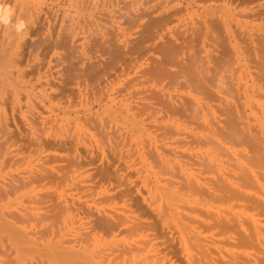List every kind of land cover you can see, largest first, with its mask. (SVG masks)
I'll return each instance as SVG.
<instances>
[{
    "label": "bare ground",
    "instance_id": "bare-ground-1",
    "mask_svg": "<svg viewBox=\"0 0 264 264\" xmlns=\"http://www.w3.org/2000/svg\"><path fill=\"white\" fill-rule=\"evenodd\" d=\"M87 1L89 2L92 0H80V2H87ZM104 1H106V2L109 1L107 3H109V7H110V11H111L112 7L113 6L116 7L117 5H119L117 3H120L121 0L120 1L119 0H104ZM149 1H151V0H149ZM173 1H175V0H173ZM189 1H188L187 5H189V3H190ZM204 1H206V0H204ZM229 1H232V2L241 1L240 2L241 4H242V2H244L243 4H247V3L250 4L251 3L252 5H254L252 3V1H255V0H229ZM36 2L38 3V0H0V65L9 64V63L10 64L13 63L14 65L16 63V65H17L19 62H22L24 59L28 58L30 53H32V54H33V52L35 53L34 49L36 48V44L38 47L39 45H41V43H43L42 40L45 41V39H43V38H41L42 40L39 39V40H41V42L38 45L37 35L39 32H41V31H38V28L42 24L40 22L42 20L40 18L42 12L39 13L37 11ZM78 2H79V0H78ZM162 2H163V0H162ZM255 2H257V1H255ZM166 3H167V1L164 3V5H166ZM196 3H197V1H196ZM121 4H124V3L121 1ZM76 5H77V3H76ZM158 6L159 5H157L156 7H158ZM80 7H82V6H80ZM256 7H259V6L257 5V6H255V8ZM263 7H264V5L260 8V10H262ZM116 8H113V9H116ZM169 8H171V6ZM169 8H167V10ZM163 9H165V8L163 7ZM171 9L175 10L173 8H171ZM206 9H208V8H206ZM256 9L255 10L253 9V10L257 11L259 8L257 10ZM147 10H149V9H147ZM147 10H145L144 12L149 13ZM161 10H162L161 7H158L155 10L158 13V14H156L157 16L154 15V18L149 17V20L146 22V28H144V30L148 29V31L151 32V30H149V29L150 28L152 29V25H155L154 27L159 30V28H160L159 26L162 25V22L165 20H168L167 18H169V16H171L173 14L171 12L172 11L171 10L170 11L171 13H169L171 15L168 14V16H167L165 13L166 10H163L162 15L160 16V14L162 12ZM253 10H251V11H253ZM45 11H46L45 14H47V12L50 14V11H48V9H45ZM208 12H210V11H208ZM258 12H259V10H258ZM258 12H256V14ZM147 13H144L143 15H145ZM177 13H178V11H177ZM211 13H209V14H211ZM252 13L254 15V12H252ZM252 13H250L251 16H252ZM260 13H261V11H260ZM49 14H47V15H49ZM261 14L263 15L264 13H261ZM141 16L139 14V19H141ZM147 16H149V15H146L145 18ZM166 16H167V18H166ZM209 16L212 17V15H209ZM244 16H246V15H244ZM126 17H129V16H126ZM247 17H249V16H247ZM127 19H129V18H127ZM52 20H54V19L52 18ZM209 21H211V20L209 19ZM206 22H208V21H206ZM219 22L214 21V20H212L211 23L209 22L210 23L209 24L210 30L214 31L213 33H215L217 35V36H214V35L210 34V36H211L210 41L213 43V47L216 45L222 47V49H221L222 51L221 50L220 51L223 53H221V54L222 55L224 54V57H227L225 60V63H227L229 61L228 64H230V62L233 61V60L230 61V51L231 50H229V48L227 47V45L230 42L228 40H226L227 38L224 37L225 41H227L228 44L227 43L225 44V42L223 43L224 39L222 38V36H224V35L222 34V36H221V34H219L223 31V29L221 27L223 24L222 23L223 21L222 22L219 21ZM45 23H46V21H45ZM144 24H145V22L143 23V25ZM196 24H198V22ZM163 25L165 26V24H163ZM191 25H192V23H191ZM56 26H57V24H56ZM61 26L63 27L62 24H61ZM68 26H70V25H68ZM224 26H225V23H224ZM43 27H44V25H43ZM58 28L60 29V27H58ZM161 28H162V26H161ZM259 29H260V27H259ZM63 30L64 29H62V31ZM155 30L156 29H154V31ZM154 31L152 30V32H154ZM161 31H162V29H161ZM224 31H226L225 28H224ZM43 32L44 31H42V34H43ZM149 32H146V33L149 34ZM193 32H194V30H193ZM199 32H200V30H198V33ZM201 32H200V34H201ZM208 32H209V29H208ZM58 33L60 34V32H58ZM189 33H191V32H189ZM204 33H205V30H204ZM229 33L231 34V32H229ZM259 33H261V32H259ZM151 34L149 36H151ZM160 34H161V32L158 31L156 33V36L159 38ZM201 35L203 36V33ZM201 35H199V36L195 35V36H197V38L195 40H197L198 37L200 39ZM39 36H40V34H39ZM59 36H57V34H56V37H59ZM63 36H65V35H63ZM66 36H68V34ZM163 36L165 37L164 34H163ZM207 36H208V33L206 34V37ZM226 36H228V35H226ZM237 36H239V35H237ZM257 36H258V33H257ZM47 37H50V35H48ZM54 37H55V34H54ZM240 37H241V35H240ZM240 37H239V39H240ZM243 37H246V36L244 35ZM247 37L249 38V36H247ZM61 38L65 39L66 37L65 38L61 37ZM187 38H188V40L192 39V38L189 39L188 36H187ZM203 38H204V36H203ZM47 39H49V38H47ZM68 39H65L66 41L65 40H62V41H64L65 43H68L67 42ZM207 39L209 40L208 37H207ZM235 39H234V41H235ZM258 39H256V41H255L257 44V46H256L257 52H258V46H259ZM54 40H56V39H54ZM193 40H191V41L193 42ZM201 40H202V38H201ZM201 40H200V42H202ZM254 40H255V38H254ZM56 41L58 43H60L59 42L60 40L58 41V39H57ZM85 42L86 41H84V43ZM106 42H107V40H106ZM130 42H132V41H130ZM207 42H205V44ZM93 43H94V41H93ZM234 43H235V45H237L236 44L237 40ZM44 44H47V43L45 42ZM54 44H56V43H53V46H54ZM187 44H189V43H187ZM197 44H199V43H197ZM243 44H245V42L244 43L242 42V44H241L242 47H244ZM248 44H249L248 46L250 47V43H248ZM51 45H52V43H51ZM94 45H96V44H93V46ZM161 45H162V43H161ZM177 45H179V44H177ZM44 46H46V45H44ZM64 46L67 47V44L66 45L63 44V47L62 46L61 47L64 49ZM68 46H70L69 43H68ZM111 46H112V44H111ZM113 46H114V44H113ZM208 46H209V44H208ZM262 46H264V45H262ZM61 47H60V50L63 51V49H61ZM105 47H107V46H105ZM105 47H104V49H105ZM137 47H138V44H137ZM157 47L158 48H156L155 51H157L158 53L163 52V49H162L163 45L161 47L160 43H159V45ZM229 47H230V44H229ZM237 47H240V46H237ZM48 48H49V46H48ZM67 48H66V52L71 49L70 47L68 49ZM75 48H77V47H75ZM132 48H134V47H132ZM163 48L165 50V47H163ZM178 48H180V47H178ZM251 48L249 49L247 47V44H246L245 51L248 50L250 53ZM209 49H210V47H209ZM219 49L217 48V51H219ZM259 49H260V47H259ZM261 49H263V48H261ZM107 50H104L103 52L107 53ZM117 50L118 49L115 47L110 48V51L108 50L109 55H110V57H108V58H110L111 61L113 59H117L119 57L118 56L119 51L117 52ZM121 50H120V52H123ZM128 50H130V49H128ZM213 50H215V47L213 48ZM70 51H72V50H70ZM90 51H92V50H90ZM211 51H212V49H211ZM45 52L47 53V51H45ZM200 52H201V48H200L199 53ZM247 52H245L244 54H247ZM260 52L261 51H259L258 53H260ZM211 53L208 54V52H206V54H208V55H211ZM214 53H216V51L213 52V55H214V57L212 56L213 60L214 61L218 60V62H216L215 64H213V63H211V64L215 65L214 67L217 68V66H218L217 63L219 65H221L222 64L221 59L222 58L224 59V57L221 56V59H220L219 58L220 54L217 57V56H215ZM240 53H242V52H240ZM249 53H248V55L250 56ZM63 54L66 55V53L62 52V58L59 55L60 58H58V59H60V61H61V59L63 60V58L65 57ZM165 54H166V52H165ZM171 54H172V52H171ZM187 54H188V52H187ZM233 54H231V57H233ZM42 55H44V54H42ZM72 55L73 54L69 55L66 58L67 62H65V63L68 64L69 60L71 62V59L68 60V58H71L70 56H72ZM119 55H120V53H119ZM123 55H125V54H123ZM123 55H120V57L121 56L123 57ZM131 55H133V54H131ZM252 55H253L252 57H248V58H250L252 61V62L250 61V63H253L252 65L254 67V72H253L254 78H252L251 82H249V83H246V81L242 82V84L240 86L242 89H239V90H242V92L237 91L238 90V88H237L238 84L237 83H236L237 85L236 84L232 85L235 83V80L231 79V80H233V83L231 82V80L228 78L229 76L231 78V75H228V77H227V75L225 74L226 71L224 72L226 78H228V80L230 81L229 84L231 83L230 87L227 86V87H229L228 88L229 93L226 91L225 92L227 93L226 95L228 97L233 98V100H231L230 98H228L226 96H221L220 94L210 90L212 88L209 85L207 86V83L205 82L206 80L204 81V79L206 77L210 79V76H207L208 75L207 73H205V75L207 74L206 76H204V75H203V77L199 76V79L197 78L198 79L197 80L195 78V73H196V75H197V73L199 74L201 72V71L198 72V70L200 68H198V70L196 72V69L195 70L192 69L191 68L192 66H190V63L186 64L184 62L183 58L179 61L178 58L175 56L177 58V60L175 59L173 62H171V58L169 59L170 63L173 64L172 66L177 67L178 70H175V71L168 70V67L166 65L165 66L167 67L168 71H165L163 67H160V65L155 64L154 65L155 68L153 67L154 69H158V68H156L157 66L160 68L159 71L155 70V71H158L156 74L154 73V69L152 67H150V68H152L153 71L152 70L149 71L150 68L147 69V71H149V74H151L150 72H153V74H155V76L159 73L158 74L159 80L167 77L169 79L168 80L169 82H175L174 79H176V77L178 76L177 72L189 71V72L193 73L194 75L189 76V79H187L192 84L189 81H187V82L190 83V86H192V85L194 86L193 88L196 89V92L199 95H201V97L200 98L193 97L191 99L183 97V99L185 98V104H186V106H185V105H181V104H184V103H182V101L179 104H176L175 102H172V101L167 99L168 101L166 102L165 97L162 94V91H160L158 88H155L152 92V90H151L152 88H151L150 90L152 93L148 94L149 95L148 98L151 97V98L155 99V103L153 102L154 103L153 107L156 105H158V106L154 107V110H152L153 109L152 108L151 111H147L146 109L149 108V107H147L149 104L148 103L146 106L147 108L146 109L144 108L145 110H143V109L139 110L138 109L139 111L142 112V115L139 114L137 112V110L133 111L134 107H133V109H130L133 106V104H130V105H132L131 107H128V105H127V106H125L127 108L122 107V109H118L119 107L114 108L111 106L112 104L115 105L113 102L112 103L109 102L111 105L110 104L107 105L105 103V100L106 101L113 100V99L115 100V97H116V95L114 94V92H116V90L112 91V94H114V95H110V92H106L107 91L106 86H107L108 82L110 81L108 79V78H110V75H109L110 73H112V75L115 76V73L117 72V74L119 76V73L121 72V69L116 67L118 60L115 61L116 63L114 61L112 63L106 62V64H105L106 68L103 65L104 69L100 68V67H102V65H100V67L96 66V63H98V62H96V60H95L96 63L93 61V64H95V65L90 64V62L89 63H82L76 69H72L73 66L70 65V66H72V67H70L72 72H70V71L67 72L69 69H67V71H66V69L63 68L64 72L66 71L64 74L65 76L63 75L62 77L60 76V78H59V74H60L59 73L58 77H56L59 79V81L56 82V80H58L56 78H55L56 80L55 79L53 80L57 83V85L53 84V82H52V84H53L52 87L55 85L57 86V90L54 87L56 92H58V90H59V93H61V94L63 93V94H67L71 97H74V99H72V100L74 101L76 99L75 101L77 103L80 101L81 102L83 101V103H84L85 102L84 100L86 99V97L88 95H89L88 102H90V100L93 98V94H95L94 95L95 97L98 96L97 97L98 99L100 97H102L101 95L103 94V96H105V100H104V102L102 101L100 103V104L103 103V108L101 107L102 109L100 110V112H97L95 110H89V109H86L84 107H81V108H83L82 113L78 114V112H79L78 108L80 106L78 105V108L74 107L75 110L77 109V112L75 111V113H74L76 116L73 115L77 119V121L75 120V122H74V123H76L75 124L76 126L73 125L74 124L73 123L71 126L68 127V125H69L68 122H70L69 117H68V120L66 121L68 125L65 123V121L64 122L62 121L63 123H65V125H67L68 128L74 129V127H75V129H76V130L74 129L75 132L74 131L73 132L71 131L72 133L70 132L72 135L68 132V135L65 134V136H64V134H63L64 137L62 136V134L60 135L61 137H58V136L57 137H52V136L49 137L48 133H47V136L45 134V136L38 138L39 135L40 136L43 135V132L41 133V131H42L41 128L38 129V127H37L38 130H41L39 132L42 134V135L36 134L38 131H36V132L34 131L35 133L33 132L34 134L38 135V137L35 136L38 138V139L36 138L38 140V142H40L38 144H43V145H41L43 147H44V145L47 147H57L58 150L60 149L63 152L62 155H59L58 153H57L58 155H51V153L46 154L47 157L49 155L51 157L49 156L50 158L46 159L45 158L46 156H44V158H45L44 162L48 163V164L51 163V164L40 165V163L42 162V161L40 162V160L42 159L41 158L39 160L40 163H39V165L37 164V166H36V162L35 163H32V161L30 162V163L34 164L36 167L31 169L32 166L30 165L29 166L30 168L28 167L27 169L28 170L31 169V170H29V171L27 170L28 172H25L24 171L25 167H23L24 168L23 174H21V175L15 174V175L9 176V178H7V177H5L6 175L4 176V174H0V177L2 178V179L0 178V202L2 203L4 200L6 201L2 205H4L5 203H6L5 205H7V203H9V202H10L9 204H11V202H13L12 204L14 205L15 199L18 196H20V194L15 195L17 190L19 191V189L21 190V188H25L26 186H28L29 188L27 187V190H26L27 192L24 190L26 193L29 192L28 194H30L27 201L28 202L31 201V203L32 202L36 203L35 206H31L33 208L34 207L36 208L37 204L40 205V207H37L36 209L37 210L41 209V212L39 211V214L36 218L37 219L39 218L41 223L44 220H46V221L49 220L48 223L50 222L52 224V227H53L52 229L51 228L49 229L47 226L48 224L45 223V224H47L46 229L48 228L49 229L48 232H50L52 234V236H51L52 238H51L50 242L44 241L45 243H42L41 242L42 239L46 238V237L45 238L42 237L41 241H39L37 243L36 242V241H38V238H37L36 241L34 240L35 243L33 242L34 245H30V242L32 239L31 240L28 239L27 236L28 235L31 236L32 233H34L35 236L37 234L39 236L40 232H38V231L42 230L41 231V233H42L44 230L43 224H42V229H41V227H39L37 234H36V231L35 232L34 231H28V230L24 229L25 227L22 228V227L18 226V223H21V221H22V225H23V223H25V222H23V220L29 221V219L31 217H32L31 219H33V217H34V214L32 213L33 211L30 212L32 210V208H30L31 210L28 209L29 211H27V209H25V206H24L21 208L19 207L18 210H16V209L11 210L10 209V210H7L3 213V212H1L3 210V208L1 209V207H0V210H1L0 211V230H3L0 233L3 234V232L6 231L7 233H5V235L8 234L7 239L11 238L10 242H11V244L13 243V245L9 244V241H8L7 246L8 245L13 246V248L11 247L12 252L15 251V254L17 256L15 259L16 260L18 259L17 261L15 260V263L16 264H24V262L26 261L24 258L27 259L26 254L29 255V253H30L29 256L31 258H33L34 255L40 253V256L39 255L35 256V257H37L35 259H37V260L39 259V262L37 261L38 262L37 264H43V263L44 264H147V263L154 264L155 260L153 257L155 255H153V256L149 255L150 252L148 254L150 256L149 259L145 258L147 256L146 254H144V255H146L144 258H142V257L140 258V256H141L140 253L143 252V250L148 249V251H149L150 249H152L153 251L151 250V254H157V255L162 254L163 256L164 255L167 256L166 258L165 257H163V258L167 259L168 264H264V256H259L260 253H261V255H262V253H264V252H262V251H264V247H262V245H264L263 244L264 238L262 237V232L260 231L261 234L259 233L260 228L258 227L259 226L258 221H260V220H258L256 218H252V217H249V219L244 218V211H243V210L247 209L246 207H248L249 210L254 209V212H255V210L257 211L258 208H262L260 210H262V212H264V200L260 201L261 199H263V197L259 200L258 194H256V193L261 192V190L263 191V189H261L262 186L259 183V179L260 178L262 179L264 177V124H263L264 122L259 121L261 123L260 125L258 122V117L260 120H262L260 118V116H258L259 111H261V117L263 118V121H264V70H262L264 65L262 63L263 61L262 62L258 61L259 54L257 56L256 53L253 52ZM261 55H262V53H261ZM37 56H38V54H37ZM188 56L186 58L190 57V56L189 57ZM197 56H198V54H196V59L198 60V63H199V58ZM206 56H205V58H207ZM201 57H200V61H201ZM108 58L106 57L105 59H108ZM148 58H152V57L148 56ZM162 58H164V56ZM186 58H185V60H186ZM194 58H193V54H192V59L189 58V61L195 60ZM234 58H235V56L231 59H234ZM248 58H247V61H248ZM260 58H261V56H260ZM44 59H45V57H44ZM120 59L121 58H119V60ZM203 59H202V63L204 62ZM79 60H81V59H79ZM122 60L124 61V59H122ZM156 60H158V59H156ZM182 60L184 63L181 62ZM206 60H205V62H206ZM213 60L211 59V61H213ZM238 60L239 59L237 58V61ZM77 62H80V61H77ZM130 62H132V61H130ZM158 62H160V61L158 60ZM234 62H232V63L234 64ZM258 62H261L262 64L261 63L258 64ZM61 63H62V61H61ZM104 63L105 62H103L102 64H104ZM154 63H155V61H154ZM170 63H168V64H170ZM32 64H31L30 69H32ZM71 64H73V63L71 62ZM159 64H162V63L160 62ZM193 64L195 65V63H193ZM199 64H201V62ZM204 64H206V63H204ZM211 64H209V65H211ZM28 65H30V64H28ZM33 65H35V64H33ZM39 65H41L40 62H39ZM73 65H75V67H76V65H77L76 62ZM126 65H128V64H126ZM194 65H193V67H194ZM246 65L248 66L249 64L247 63ZM11 66L12 65H10L9 67H11ZM37 66H36V68H37ZM44 66H45V64L42 66V68H44ZM63 66H66V65L64 64ZM203 66H205V65L201 66V70L204 68ZM231 66L232 65H229L230 69H232ZM234 66H235V64H234ZM25 67L26 66H24L23 68L21 67V70L24 69ZM118 67H120V66H118ZM121 67H122V65H121ZM123 67H124V71H125V66L123 65ZM189 67L191 68L192 71L194 70L195 72H192ZM210 67H212V69H214L213 66H209V70H210ZM226 67H227V65H226ZM237 67H238V65H237ZM250 67H252V66L250 65ZM18 68H19V66H18ZM42 68H40V69H42ZM65 68H69V67L66 66ZM116 68L118 70H116ZM220 68H218V69H220ZM258 68H260V69H258ZM5 69H6V72H8L7 69H9V68L7 67V68H4V70ZM26 69H28V68H26ZM205 69H208V68L205 67L203 70H205ZM221 69H222V71H224L223 69H225V68H221ZM221 69H220V71H221ZM230 69L228 71H230ZM15 70H17V69H15ZM21 70H20V72H21ZM235 70H236V68H235ZM258 70L261 73L258 72ZM3 71L0 70V77L3 75V73H4ZM38 71H40V70H38ZM59 71H61V69ZM100 71H102V72L100 73ZM212 71H214V73L217 72V74H218L219 70H217V71L212 70ZM222 71H221V73H222ZM228 71H227V74H229L231 72V71L230 72H228ZM252 71H253V69H252ZM252 71L250 70V72H252ZM13 72H15V71H13ZM28 72H36V71L30 70ZM46 72L47 71H45V73ZM56 72L53 71L54 75ZM146 72H145V74H147ZM185 72H183V73H185ZM189 72H187V73H189ZM235 72L238 73L237 71H235ZM248 72H249V70H248ZM8 73H9V75L12 74V73L10 74V72H8ZM236 73L232 76L237 77ZM120 74H122V73H120ZM5 76H7V75H5ZM11 76L9 77L10 79H11ZM19 76H21L22 78H23V76L25 77V75H23V74L19 75ZM33 76H34V74H33ZM212 76H213V74H211V78H212ZM251 76H250V78H251ZM2 77H4V76H2ZM178 77L180 78V76H178ZM216 77L213 78L214 81H215ZM222 77H220V78L217 77L218 78L217 80H219V79L223 80ZM113 78L114 77L112 76V79ZM167 78H165V79H167ZM6 79H8V77ZM18 79L20 81V78H18ZM78 79H80V80L78 81ZM48 80L50 81V79H48ZM217 80H216V83L219 82V81L217 82ZM237 80L238 79H236V82H237ZM16 81H18V80H16ZM124 81H126V80H124ZM129 81L127 83V86L130 85ZM162 81H159V83ZM207 81L211 85V80H207ZM239 81L241 82L242 80H240V78H239ZM258 81L260 82V84H258ZM225 82H226V79H225ZM40 83L42 86L43 83L42 82H40ZM44 83L46 84V82H44ZM124 83H126V82H124ZM131 83L133 84L132 80H131ZM216 83L214 84V82H213L212 85L215 86ZM221 83L223 84L224 82L222 81ZM49 84L47 83V86ZM109 84H110V82H109ZM174 84L175 83H173V85ZM180 84H182V83L180 82ZM166 85L168 86V84H166ZM166 85H165V87H166ZM186 85L189 86L188 84H186ZM43 86H44V84H43ZM190 86H189V88H190ZM24 87H26V86H24ZM52 87H50V88L52 89ZM122 87H124V86H122ZM215 87L218 88V86H215ZM45 88H44V91L47 90V89L45 90ZM101 89L104 91V93H103V91H101ZM119 89H121V85H120ZM27 90H29V89L27 88ZM32 91H33V89H32ZM120 91L121 90H119L118 93ZM123 91L120 93H123ZM56 92H53V93H56ZM128 92H129L128 94L131 95L130 93H132L133 91H131V89H130V91H128ZM143 92H145V91H143ZM163 92H165V91H163ZM120 93L117 96H120ZM90 94L92 95V97L90 96ZM96 94H97V96H96ZM39 95H41V94H39ZM129 95H128V98L130 97ZM182 95H184V94H181V96ZM60 96H56V97L59 98ZM165 96H166V94H165ZM181 96H180V98H181ZM61 97L59 98V100L63 98V97L62 98ZM90 97H91V99H90ZM190 97H192V96H190ZM2 98H4V97H2ZM55 98L52 97L51 99H55ZM123 98H125V97H123ZM180 98H178V99L180 100ZM202 98H205L206 100H208L210 102H213V104H211V105H213L215 107V109L218 111L217 113L220 114L221 118H219V117L217 118L215 116V113H214L215 111H213V113L205 112V111L209 110L208 108L211 105L209 106L207 104H204L206 102L203 103ZM259 98H261L260 102H258ZM5 99H7V98L5 97ZM5 99H3V100H5ZM82 99H84V100H82ZM174 99H176V98H174ZM179 100L177 102H179ZM63 101H65V98L63 99ZM69 101H70V99H69ZM69 101H68V104L71 105L72 102L69 103ZM75 101H74L73 105H75ZM147 101L145 102L143 100V102H145V103H147ZM52 102H50V103L52 104ZM81 102H80V104H81ZM93 102H91V103H93ZM183 102H184V100H183ZM77 103H76V105H77ZM83 103H82V105H84ZM98 103H99V101H98ZM119 103H120L119 106H121V101ZM123 103L124 102H122V106H123ZM139 103H141L140 105L143 104L142 101ZM151 103H152V101H151ZM96 104H97V102H96ZM90 106H91V104H90ZM149 106L152 107V105H150V104H149ZM86 107L88 108L89 105L88 106L86 105ZM203 107L205 108V111H203V109H202ZM67 108H65V109H67ZM135 108L136 109L138 108L137 105L135 106ZM127 109H129V110H127ZM258 109H259V111H258ZM131 110L133 112H131ZM71 112H72V110H71ZM62 113H64V111H62ZM67 116L68 115H66V117L65 116L64 117L67 119ZM180 116H182V118L184 117L185 121L187 120L189 122H192L193 126L191 125L192 127H190L191 128L190 132H188L189 130H187V132H185L186 131L185 130L184 131L185 135L183 134V136H180V137H179V134L183 131L181 130V128H180L181 131L178 129L177 132H179V131L180 132L177 133V135H178V138H177L176 135H172L171 128L174 127L173 126L174 124L171 125V122H169V120H173L174 118H177ZM35 118H37V117H35ZM62 118L63 117H61V119ZM71 118H73V117H71ZM3 119H1V121H3ZM73 119H70V120L72 121ZM4 121H6V120L4 119ZM55 122H57V120ZM60 122H61V120H60ZM174 122H176V121H174ZM2 123H1V125L3 126L4 124H2ZM4 123H6V122H4ZM172 123H173V121H172ZM70 124H71V122H70ZM59 125H58V129H59ZM65 125L62 124V126H65ZM176 125L178 126L179 124H176ZM176 125H175V127L177 128ZM2 126H1L2 130H4L7 127V126L6 127L4 126L5 128L3 129ZM54 127H56V126L54 125ZM54 127H53V129H54ZM60 127H61V125H60ZM6 129L8 131L11 130V128H10V130L8 128H6ZM184 129H185V127H184ZM7 130H5V131L7 132ZM47 130L48 129H46V132H47ZM69 130H72V129H69ZM54 131H56V130H52V133H54ZM63 131H64V128H63L62 132ZM67 131L68 130H66L65 132H67ZM155 131L162 133V136L164 135V137H165V134H166V136H167V134H170L172 136H176V139L174 138L172 140L170 138L171 141L168 142L169 138L167 139V137H166V139H167L166 143L167 144L166 143L160 144L162 139L161 140L158 139V141H156L154 139H150V140H152V141H150L149 138L152 136V133H155V135L158 136L159 133L158 132L156 133ZM16 132H17V130H16ZM16 132H13V133H16ZM49 132H50V130H49ZM175 132L176 131H174V129H173L174 134H175ZM2 133H5V132L2 131ZM52 133H51V135H52ZM60 133H61V131H60ZM8 135H9V133H8ZM26 135H24V136H26ZM58 135H59V132H58ZM180 135H182V133ZM30 137H32V136H30ZM27 138H28V136H27ZM32 139H33V137H32ZM27 140H25V141H27ZM34 140H35V138H34ZM11 141H13V139ZM11 141H9V142H11ZM163 141L164 140H162V142ZM31 142L33 143V140ZM36 142L37 141L35 140V145L37 146L38 144H36ZM170 143L173 144L174 146L170 145ZM227 143L228 144L233 143L235 145H240V146L242 145V146L246 147L247 149H244V147L242 149V147H241V149H239V150H234V151H237L236 153H238L240 155V156L238 155L240 158H237V156L234 157L235 155L233 156V158H229V155H227V154H230L231 152L228 149V147L226 146ZM24 144H27V142ZM32 145H34V144H32ZM21 146H23V145H21ZM39 146L40 145H38V147ZM34 149H36V148H34ZM34 149H32L31 152L35 153V151H33ZM39 149L41 151V147H39ZM49 149H51V148H49ZM27 150H28V148H27ZM27 150L25 151V153L27 152ZM28 151H30V150H28ZM61 151H59V152H61ZM246 152H250V155H248ZM29 154H31V153H29ZM38 154H39V152H38ZM40 157H43V156H40ZM38 158H39V155H38ZM21 161H23V160L21 159ZM228 165H229V167L231 166L230 167L231 169L228 167ZM17 168H19V167H17ZM20 169H21V167H20ZM15 173H17V172H15ZM260 176H262V177H260ZM3 178H6V179H3ZM263 181L264 180H262L261 182H263ZM243 187H244V189L242 190ZM34 188H35V191L38 189V191H36L37 193H35V191L33 190ZM78 188L81 189V191H84L85 194L88 195L87 200L84 198L85 201H83L84 199H82V201H81L84 203L83 206H81L82 203L80 205H78V203H80V200H78L79 201L78 203L74 202V204L77 203L76 204L77 207H74V208H75V210H77V212L80 213L81 217H82V214H85V215H83L84 219L81 218L83 220V226L81 225L82 228L79 227L81 232L77 233L78 234L77 236L74 232V234H75L74 237L76 236L75 238H73V237L72 238H63V236L64 235L67 236V234H68L67 232H69V230H71L69 228V230L67 231V227H69V224H71V222H69L70 221L69 220V211L71 210L72 207H70L71 205L70 206L68 205V204H71V202H70L71 199L69 200V203H67V201L65 200L66 198L63 199V197H61V194H62L63 190H67V189L72 190L73 189V192H75L74 190H76ZM259 189H260V191H259ZM17 193H19V192H17ZM63 193H64V191H63ZM13 194H14V196L12 198ZM65 195L66 194H64V196ZM15 196H17V197H15ZM70 197H71V195H70ZM20 198H21V196H20ZM77 198H79V197H77ZM67 199H69V198H67ZM73 199H74V196H73ZM16 200H17L16 202H19L18 198ZM74 204H72V205L74 206ZM234 207L237 208L235 211L237 212V210H238V213H239V211H243V214H241L242 216L240 215V217H241L240 219L238 218L239 216L237 217L233 213L234 211L232 210V208H234ZM251 212H252V210H251ZM258 212H259V210H258ZM262 212H261V214H263ZM247 213H246V215H248ZM246 215H245V217L251 216L250 214L248 216H246ZM26 216L27 217L31 216V217L26 219ZM252 216H254V213ZM73 218L74 217H72V219ZM74 219H76V218H74ZM35 220L36 219L31 220V222H33ZM67 221H68V223H67ZM77 221L78 220H76V222ZM51 224H50V226H51ZM27 227H30V226H27ZM64 229L66 230L65 231L66 233L63 231ZM60 231H63L64 233H62V232L60 233ZM262 231H263V229H262ZM46 233L47 232H45V234L42 233V234H40V236H44V235L50 236L51 235L50 233L49 234H46ZM70 234H72V232ZM8 236H11V237L8 238ZM38 236H36V237H38ZM3 237H4V235H3ZM32 237H34V236H32ZM125 237H127V238H125ZM1 239L2 238L0 236V241H1ZM5 239L6 238H4V240ZM29 240H30V242H29ZM259 240L260 241L262 240L261 243L263 242L261 245L262 251L259 250V247H260L259 246V242H260ZM2 241H1V243H2ZM5 242H6V240H5ZM5 242H3V243H5ZM40 242L43 244V246H41V248L36 246L37 244H41ZM36 247L38 249L40 248L39 250L41 252L40 251L38 252V249ZM3 248H4V246H3ZM9 248L10 247L8 246V249ZM248 249H251V250H248ZM140 250H142V251L140 252ZM259 251H260V253H259ZM33 252L35 254H33ZM24 253H26V254L24 255ZM31 254H33V255H31ZM1 255H3V252L1 253ZM11 255H14V254H11ZM11 255H10V257H11ZM162 255H159V256L162 257ZM29 256H28V259H29ZM42 256L49 258L51 261H49L48 259H46L45 257H42ZM151 256H152L153 260H152ZM159 256H155V257H157V259H160V258H158ZM19 259L22 261L23 260H25V261H23L21 263V261H19ZM44 259H46L45 262L43 261ZM30 260H32V259H30ZM34 261H36V260H34ZM162 261L160 260V263H162ZM30 262H32V261H30ZM0 263H2V262L0 261ZM6 263H7V260H6ZM12 263H13V261H12ZM33 263H29V264H33ZM163 263H164V261H163ZM156 264H158V263H156Z\"/></svg>",
    "mask_w": 264,
    "mask_h": 264
},
{
    "label": "rangeland",
    "instance_id": "rangeland-1",
    "mask_svg": "<svg viewBox=\"0 0 264 264\" xmlns=\"http://www.w3.org/2000/svg\"><path fill=\"white\" fill-rule=\"evenodd\" d=\"M120 1V0H119ZM118 1V2H119ZM121 1L124 3V4H121ZM120 1V3H117V4H119V5H117L116 7L115 6H113L112 7V9H111V11H110V7H109V3H107V2H109V1H104V0H92V1H87V2H80V0H79V2H78V0H38V3L36 2V7H37V11L39 12V13H41V16H40V18L42 19L40 22L44 25V27H43V25L41 24V26L38 28V31H41V32H39L38 33V35H37V37H38V45H39V43L41 42V38H43V39H45V41L44 40H42L43 41V43H41V45H39L38 47H37V44H36V48L34 49V51H35V53L33 52V54L32 53H30L29 54V56H28V58H26V59H24L22 62H19L17 65L19 66V68H18V66L16 65V63H15V65L12 63V64H4V65H0V70H4V68H9V69H7V71L8 72H10V74L13 72V71H15V72H13L11 75H9V73L8 72H6V69L3 71L4 73H3V75L2 76H4V77H0V122L2 123V124H4L3 126L1 125V123H0V125L3 127V129L6 127V128H8L9 130H10V128H11V130L10 131H8L6 128L4 129V130H2V128H1V126H0V131L2 130L3 132H5V133H2V131L0 132V174H4V176L5 177H7V178H9V176H12V175H15V174H18V175H21V174H23V167H25V169H24V171L25 172H28L29 170H31V169H33L34 167H36L37 166V164L39 165V163H40V165H45V164H47V165H49V164H51V163H45L44 161H45V158L46 159H48V158H50L49 156L47 157V155L46 154H49V153H51V155H62L63 154V152L59 149H57V147H47V146H45L44 145V147L43 146H41V145H43V144H38V143H40V142H38V138H40V137H43V136H45V134H46V136H47V133H48V136L49 137H61L60 135L62 134V136H63V134H64V136H65V134H67L68 135V132L70 133L71 131L73 132H75V127H74V129L73 128H68L69 126H71L74 122H75V120L77 121V119H76V115L74 114L75 113V111L77 112V109L75 110V108L77 107L78 108V105L80 106L79 108H78V110H79V112H78V114L79 113H82V109L83 108H81V107H84V108H86V109H89V110H95V111H97V112H100V110L103 108V103L102 104H100L102 101L104 102V100H105V96H103V94L101 95L102 97H100L99 99L97 98L98 96H97V94H96V96L97 97H95L94 95L95 94H93V98L91 99V97H92V95L90 94V102H88V97H89V95L86 97V99L84 100V99H82V100H84L85 102L83 103V101L81 102V104H80V102H76L75 100V105H73L74 104V101L72 100V99H74V97H71V96H69V95H67V94H61V93H59V90H58V92H56V90H57V81H59V79L58 78H56V77H58V74H59V78H60V76L62 77L64 74H65V72L67 71V69H69L67 72H72V70L70 69V67H72V69H76V68H78L82 63H89L90 62V64H93V61L95 62V60H96V62H98V63H96V66H99L100 67V65H102V67H100L101 69H104L103 67L105 66V64H106V62H109V63H112L113 61L115 62V61H117L118 60V62H117V64H116V67L117 68H119V69H121V72L120 73H122V74H120L119 73V76H118V74H117V72L115 73V76L114 75H112V73H110L109 75H110V78H108L109 80V82H110V84H109V82H108V84H107V86H106V92H110V95H116V97H115V100L113 101V100H109V101H106L105 100V103L107 104V105H109L110 103H114L115 105H111L112 107H114V108H118V109H122V107L123 108H127V107H125V106H127L128 105V107H131L132 105H130V104H133V106L130 108V109H133V107H134V109H133V111H136L137 110V112L139 113V114H141L142 115V112L141 111H139V110H141V109H143V110H145L147 107H149V108H147L146 110L147 111H151V109L152 110H154V107H157L158 105H156V106H154L153 107V105H154V103H155V99H153V98H148L149 97V95L148 94H151L152 92H153V90L155 89V88H158L160 91H162V94L164 95V97H165V101L167 102L168 100H170V101H172V102H175L176 104H179L181 101H182V103H184V104H181V105H185L186 106V104H185V98H193V97H197V98H200L201 97V95H199L197 92H196V89L195 88H193L194 86L192 85V86H190V81L189 80H187V79H189V76H192V75H194L193 73H191V72H189V71H183V72H185V73H183V72H177V74H178V76H180V78L177 76H175L176 77V79H174L175 80V82H169L168 80V78L167 77H165V78H167V79H165V78H162V79H160L159 80V76H158V74L155 76V74L159 71V67L157 66L156 68H158V69H154L155 68V64H158V65H160V67H163L164 68V70L165 71H168V70H170V71H175V70H178L177 69V67H175V66H172L173 64L172 63H170V58H171V62H173L175 59L177 60V58H178V60L180 61L182 58H183V60H184V62L187 64H189L190 63V66H192L191 68L192 69H196V72H197V70H198V68H200L199 70H198V72H200L199 74L197 73V75H196V73H195V78L197 79H199V76H201V77H203V75L204 76H206L207 74V76H210V79L209 78H205L204 79V81L207 83V86L209 85L212 89H210L211 91H213V92H216V93H218V94H220L221 96H226V97H228L226 94V92H228L229 93V90H228V88L230 87V84H229V80H228V78L231 80V79H234L235 80V83L234 84H232V85H235L236 83L238 84V86H237V88H238V90L237 91H239V92H242V90H239V89H242L240 86H241V84H242V82H245L246 81V83H249V82H251V79L252 78H254V74H253V72H254V67H253V63H250V61H251V59L250 58H248V57H252L253 55V52L254 53H256V55L258 56V54H259V58H258V61H263L262 63H263V65H264V46H262V45H264V14L262 15L261 13H264V7L262 8V10H260V8L264 5V0H255V1H257V2H255V1H252V3L254 4V5H252L251 3L250 4H243L244 2H242V4L240 3L241 1H237V2H232V1H229V0H206V1H202V0H188L190 3H189V5H187L188 4V1L187 0H175V1H173V0H163V2H162V0H151V1H149V0H121ZM146 1V2H145ZM167 1V3H166V5H164V3ZM170 1V2H169ZM194 1V2H193ZM196 1H197V3H196ZM202 1V2H201ZM227 1V2H226ZM263 1V2H262ZM130 2V3H129ZM192 2V3H191ZM230 2V3H229ZM76 3H77V5H76ZM85 3V4H84ZM101 3V4H100ZM160 3V4H159ZM169 3V4H168ZM208 3V4H207ZM212 3V4H211ZM229 3V4H228ZM74 4V5H73ZM114 4V3H113ZM211 4V5H210ZM259 6V7H256L258 10H259V12H258V10L255 8V6H257V5ZM263 4V5H262ZM123 5V6H122ZM157 5H159L158 7H161V14H160V16L162 15V13H163V10H166L165 11V13H166V15L168 16V14L169 13H173L172 15L171 14H169V15H171V16H169V18H167V16H166V18L168 19V20H165V21H163L162 22V25H160L159 27V30L157 29V28H155L154 26L155 25H152V29L150 28L149 30H151V32H149L148 31V29H145L144 30V28H146V22L149 20V17H153L154 18V15L155 16H157L156 14H158L157 13V11H155L158 7H156ZM162 5V6H161ZM199 5V6H198ZM203 5V6H202ZM80 6H82V7H80ZM171 6V8H173V9H175V10H172L171 8H169ZM174 6V7H173ZM261 6V7H260ZM80 7V8H79ZM85 7V8H84ZM156 7V8H155ZM163 7L165 8V9H163ZM206 7V8H208V9H204V8ZM210 7V8H209ZM113 8H116V9H113ZM155 8V9H154ZM167 8H169L168 10H167ZM255 10H257V11H254L253 9ZM40 9V10H39ZM45 9H48V11H50V14L47 12V14H49V15H47V14H45L46 13V11H45ZM142 9V10H141ZM147 9H149V10H147ZM154 9V10H153ZM178 9V10H177ZM213 9V10H212ZM250 9V10H249ZM118 12H117V11ZM145 10H147L149 13H147V12H144ZM172 10V11H171ZM178 11V13H177V11ZM251 10H253V11H251ZM153 13H151V12ZM155 11V12H154ZM169 11V12H168ZM171 11V12H170ZM208 11H210V12H208ZM250 11V12H249ZM260 11H261V13H260ZM142 12V13H141ZM168 12V13H167ZM175 12V13H174ZM212 12V13H211ZM224 12V13H223ZM252 12H254V15H253V13ZM256 12H258L257 14H256ZM119 13V14H118ZM144 13H147V14H145V15H143ZM209 13H211V14H209ZM250 13H252V16H251V14ZM139 14H140V16H141V19H139ZM152 14V15H151ZM256 14V15H255ZM109 15V16H108ZM129 16V17H126V16ZM146 15H149V16H147L146 18H145V16ZM209 15H212V17H210ZM244 15H246V16H244ZM260 15V16H259ZM144 16V17H143ZM224 18H223V17ZM247 16H249V17H247ZM259 16V17H258ZM54 19V20H52V18ZM144 19H143V18ZM219 17V18H218ZM51 18V19H50ZM66 18V19H65ZM81 18V19H80ZM123 18V19H122ZM127 18H129V19H127ZM152 18V19H153ZM165 18V19H166ZM258 18V19H257ZM88 19V20H87ZM90 19V20H89ZM151 19V18H150ZM202 19V20H201ZM209 19L211 20V21H209ZM216 19V20H215ZM219 19V20H218ZM230 19V20H229ZM232 19V20H231ZM263 19V20H262ZM48 20V21H47ZM61 20V21H60ZM71 20V21H70ZM92 20V21H91ZM137 20V21H136ZM175 20V21H174ZM212 20H214V21H217V22H219V21H223L222 23V29H223V31L221 32V33H219V34H221V36H222V34L224 35V36H222V38L224 39H222L223 40V43L225 42V44L227 43L228 44V42L227 41H225V38H227L226 40H228L230 43V47H229V44L227 45V47L229 48V50H231L230 51V61H232V62H234V64H235V66H234V64L232 63V62H230V64H228L229 63V61L227 62V63H225V60H226V58L227 57H224V54L222 55L221 53H223V52H221L222 50V47L221 46H214L215 47V50H213V43L210 41L211 40V36H210V34L211 35H214V36H217L215 33H213L214 31H212V30H210V27H209V24L212 22ZM45 21H46V23H45ZM130 21V22H129ZM170 21V22H169ZM198 22V24H196L197 22ZM202 23H201V22ZM206 21H208V22H206ZM227 21V22H226ZM56 22V23H55ZM61 22V23H60ZM82 22V23H81ZM145 22V24L143 25V23ZM210 22V23H209ZM68 23V24H67ZM191 23H192V25H191ZM205 25H204V24ZM207 23V24H206ZM220 23V22H219ZM224 23H225V26H224ZM233 23V24H232ZM56 24H57V26H56ZM61 24L63 25V27L61 26ZM78 24V25H77ZM95 24V25H94ZM99 24V25H98ZM126 24V25H125ZM163 24H165V26L163 25ZM52 25V26H51ZM68 25H70V26H68ZM141 25V26H140ZM204 25V26H203ZM235 25V26H234ZM82 26V27H81ZM96 26V27H95ZM143 26V27H142ZM145 26V27H144ZM161 26H162V28H161ZM190 26V27H189ZM195 26V27H194ZM207 26V27H206ZM253 26V27H252ZM58 27H60V29L58 28ZM65 27V28H64ZM151 27V26H150ZM186 29H185V28ZM205 27V28H204ZM257 27V28H256ZM259 27H260V29H259ZM87 28V29H86ZM177 28V29H176ZM194 28V29H193ZM205 30V33H204V30ZM224 28H225V30L226 31H224ZM49 29V30H48ZM62 29H64L63 31H62ZM67 31H66V30ZM76 29V30H75ZM143 29V30H142ZM154 29H156L155 31H154ZM161 29H162V31H161ZM185 29V30H184ZM208 29H209V32H208ZM56 30V31H55ZM74 30V31H73ZM85 30V31H84ZM113 30V31H112ZM152 30L154 31V32H152ZM181 32H180V31ZM193 30H194V32H193ZM198 30H200V32H201V34L203 33V36H204V38H203V36L200 34V32L198 33ZM207 30V31H206ZM236 30V31H235ZM42 31H44L43 32V34H42ZM60 32V34L58 33V32ZM142 31V32H141ZM158 31H160L161 32V34H160V37L158 38L157 36H156V33L158 32ZM165 31V32H164ZM179 31V32H178ZM191 32V33H189V32ZM234 31V32H233ZM68 34V36H66L67 34ZM113 32V33H112ZM146 32H149V34L148 33H146ZM177 32V33H176ZM188 32V33H187ZM224 32V33H223ZM229 32H231V34L229 33ZM259 32H261V33H259ZM62 33V34H61ZM91 33V34H90ZM109 33V34H108ZM152 33V34H151ZM168 33V34H167ZM196 33V34H195ZM208 33V38H209V40L207 39V37H206V34ZM254 33V34H253ZM256 33V34H255ZM257 33H258V36H257ZM39 34H40V36H39ZM50 35V37H47L48 35ZM54 34H55V37H56V34H57V36H59V37H54ZM98 34V35H97ZM113 34V35H112ZM151 34V36L153 37H151V36H149ZM163 34L165 35V37L163 36ZM189 34V35H188ZM262 34V35H261ZM43 35V36H42ZM63 35H65V36H63ZM88 35V36H87ZM111 35V36H110ZM142 35V36H141ZM178 35V36H177ZM195 35H197V36H199V35H201L200 36V39H199V37H198V39L197 40H195L196 38H197V36H195ZM226 35H228V36H226ZM236 35V36H235ZM237 35H239V36H237ZM240 35H241V37H240ZM246 36V37H243V36ZM255 35V36H254ZM92 36V37H91ZM121 36V37H120ZM155 36V37H154ZM187 36L189 37V39L190 38H192V39H190V40H188V38H187ZM191 36V37H190ZM247 36H249V38L247 37ZM260 36V37H259ZM61 37H66L65 39H68L67 40V42L69 43V45L70 46H68V43H65L64 41H62V40H65V39H62ZM68 37V38H67ZM92 39H91V38ZM106 37V38H105ZM113 37V38H112ZM164 37V38H163ZM225 37V38H224ZM239 37H240V39H239ZM259 39H258V38ZM47 38H49V39H47ZM90 38V39H89ZM141 38V39H140ZM144 40H143V39ZM201 38H202V40H201ZM236 38V39H235ZM247 38V39H246ZM254 38H255V40H254ZM263 38V39H262ZM39 39H41V40H39ZM47 39V40H46ZM54 39H58V41L60 42V43H58L56 40H54ZM71 39V40H70ZM138 39V40H137ZM149 39V40H148ZM197 42V43H199V44H197L194 40ZM234 39H235V41H234ZM245 39V40H244ZM250 39V40H249ZM256 39H258V44H259V46H258V52L259 51H261L260 53H258L257 52V50H256V46H257V44H256ZM51 40V41H50ZM77 40V41H76ZM106 40H107V42H106ZM112 40V41H111ZM143 42H142V41ZM167 40V41H166ZM191 40H193V42L191 41ZM200 40L202 41V42H200ZM206 40V41H205ZM236 40H237V45H235V43L234 42H236ZM249 40V41H248ZM252 40V41H251ZM66 41V40H65ZM70 41V42H69ZM84 41H86L85 43H84ZM93 41H94V43H93ZM130 41H132V42H130ZM139 41V42H138ZM187 43H189V44H187ZM208 41V42H207ZM244 43L245 42V44H243V46L244 47H242L241 46V44H242V42ZM47 43V44H44V43ZM64 42V43H63ZM99 42V43H98ZM102 42V43H101ZM166 42V43H165ZM191 42V43H190ZM205 42H207L208 44H209V46H208V44L206 45L205 44ZM247 42V43H246ZM253 42V43H252ZM51 43H52V45H51ZM53 43H56V44H54V46H53ZM58 43V44H57ZM107 43V44H106ZM159 43H160V46L162 47V45H163V47H165V50H164V48L162 47V49H163V52H157V51H155L156 50V48H158L157 46L159 45ZM161 43H162V45H161ZM169 43V44H168ZM203 43V44H202ZM211 43V44H210ZM248 43H250V47L248 46L249 44ZM50 44V45H49ZM63 44L64 45H66L67 44V47L69 48H71L70 50H72V51H70V50H68L67 52H66V48L67 47H65L64 46V49L62 48L63 47ZM82 44V45H81ZM85 44V45H84ZM92 44V45H91ZM93 44H96V45H94L93 46ZM111 44H112V46H111ZM113 44H114V46H113ZM137 44H138V47H137ZM143 46H142V45ZM167 44V45H166ZM174 44V45H173ZM177 44H179V45H177ZM194 44V45H193ZM197 44V45H196ZM233 44V45H232ZM246 44H247V47L250 49L251 47V50H250V53H249V51L248 50H246L245 51V47H246ZM44 45H46V46H43ZM56 45V46H55ZM73 45V46H72ZM77 45V46H76ZM102 45V46H101ZM104 45V46H103ZM117 45V46H116ZM133 45V46H132ZM165 45V46H164ZM172 45V46H171ZM186 45V46H185ZM196 45V46H195ZM199 45V46H198ZM42 46V47H41ZM48 46H49V48H48ZM62 46V47H61ZM77 47V48H75V47ZM105 46H107V47H105ZM131 46V47H130ZM141 46V47H140ZM189 46V47H188ZM232 46V47H231ZM237 46H240V47H237ZM254 46V47H253ZM57 47V48H56ZM60 47H61V49H63V51L62 50H60ZM89 47V48H88ZM93 49H92V48ZM104 47H105V49H104ZM117 48L118 50H117V52H118V58L117 59H113L112 61L110 60V58H108V57H110V55H109V51H110V48ZM120 47V48H119ZM132 47H134V48H132ZM143 47V48H142ZM176 49H175V48ZM178 47H180V48H178ZM197 47V48H196ZM201 48V52L199 53V51H200V48ZM209 47H210V49H209ZM213 47V48H212ZM259 47H260V49H259ZM38 48V49H37ZM47 48V49H46ZM51 48V49H50ZM67 48V49H68ZM100 48V49H99ZM138 50H137V49ZM145 48V49H144ZM149 48V49H148ZM204 48V49H203ZM217 48L219 49V51H217ZM231 48V49H230ZM244 48V49H243ZM261 48H263V49H261ZM49 49V50H48ZM92 50V51H90V50ZM107 50V53L106 52H103L104 50ZM121 51H123V52H120V50ZM128 49H132L131 51L130 50H128ZM140 49V50H139ZM171 49V50H170ZM210 51H209V50ZM211 49H212V51H211ZM233 49V50H232ZM65 50V51H64ZM221 50V51H220ZM241 50V51H240ZM45 51H47V53L45 52ZM139 51V52H138ZM141 51V52H140ZM181 51V52H180ZM216 51V53H214L215 54V56H219V54H220V59H221V56L222 57H224V59L222 58L221 60H222V66L221 65H219L218 63H217V68L216 67H214L215 65H213V64H215L216 62H218V60L217 61H214L213 60V57H214V55H213V52H215ZM237 53H236V52ZM248 51V52H247ZM252 51V52H251ZM263 51V52H262ZM49 52V53H48ZM62 52L64 53H66V55L65 54H63L64 56V58L66 59L69 55H71V54H73L72 56H70L71 58H68V60L69 59H71V62L73 63V64H75V62H76V67H75V65H73V64H71V62H70V60H69V62H68V64L67 63H65V62H67V59L65 60L64 58H63V60L61 59V61H62V63H61V61H60V59H58V58H60V56H61V58H62ZM71 52V53H70ZM103 52V53H102ZM156 52V53H155ZM165 52H166V54H165ZM171 52H172V54H171ZM187 52H188V54H187ZM198 54V58H199V63L201 62V64H199L198 63V60L196 59V54ZM198 52V53H197ZM206 52H208V54H210L211 52V55H208V54H206ZM220 52V53H219ZM240 52H242V53H240ZM245 52H247V54H244ZM119 53H120V55H123V54H125V55H123V57L121 56L120 57V55H119ZM122 53V54H121ZM142 53V54H141ZM146 55H145V54ZM181 53V54H180ZM248 53L250 54V56L248 55ZM261 53H262V55H261ZM37 54H38V56H37ZM42 54H44V55H42ZM131 54H133V55H131ZM144 54V55H143ZM161 54V55H160ZM163 54V55H162ZM192 54H193V58L195 59V60H190L189 61V58H191L192 59ZM202 54V55H201ZM217 54V55H216ZM231 54H233V57L235 56V58L234 59H231V58H233V57H231ZM239 56H238V55ZM42 55V56H41ZM60 55V56H59ZM107 55V56H106ZM190 57H189V56ZM200 55V56H199ZM204 55V56H203ZM207 55V56H206ZM246 55V56H245ZM32 56V57H31ZM41 56V57H40ZM82 56V57H81ZM127 56V57H126ZM148 56L149 57H152V58H148ZM158 56V57H157ZM164 56V58H162V57ZM174 58H172V57ZM177 58H176V57ZM189 57V58H186V57ZM202 56V57H201ZM205 56L207 57V58H205ZM213 56V57H212ZM238 56V57H237ZM260 56H261V58H260ZM35 57V58H34ZM44 57H45V59H44ZM104 57V58H103ZM108 58V59H105V58ZM126 57V58H125ZM200 57H201V61H200ZM30 58V59H29ZM101 58V59H100ZM119 58H121L120 60H119ZM180 58V59H179ZM185 58H186V60H185ZM204 58V59H203ZM210 58V59H209ZM237 58L239 59L238 61H237ZM247 58H248V61H247ZM36 59V60H35ZM79 59H81V60H79ZM100 59V60H99ZM122 59H124V61L122 60ZM128 59V60H127ZM150 59V60H149ZM156 59H158L162 64H159L160 62H158V60H156ZM168 59V60H167ZM202 59L204 60V62L202 63ZM207 59V60H206ZM211 59L213 60V61H211ZM34 60V61H33ZM65 60V61H64ZM100 62H99V61ZM109 60V61H108ZM123 62H122V61ZM183 60L181 61V62H183ZM205 60H206V62H205ZM29 61V62H28ZM60 61V62H59ZM77 61H80V62H77ZM82 61V62H81ZM111 61V62H110ZM121 61V62H120ZM127 61V62H126ZM130 61H132V62H130ZM154 61H155V63H154ZM168 63H170V64H168ZM187 61V62H186ZM189 61V62H188ZM195 61V62H194ZM197 61V62H196ZM208 61V62H207ZM27 62V63H26ZM36 62V63H35ZM39 62H40V64L41 65H39ZM44 62V63H43ZM103 62H105L104 64H102ZM167 64H166V63ZM183 62V63H184ZM192 62V63H191ZM220 62V61H219ZM237 62V63H236ZM252 62V61H251ZM261 62H258V64L259 63H261ZM22 63V64H21ZM35 64V65H33V64ZM79 63V64H78ZM116 63V62H115ZM124 63V64H123ZM128 64V65H126V64ZM154 63V64H153ZM193 63H195V65L193 64ZM204 63H206V64H204ZM211 63H213V64H211ZM227 65V67H226V65ZM249 64L248 66L246 65V64ZM261 63V64H262ZM28 64H30V65H28ZM31 64H32V69H30L31 68ZM45 64V66H44V68H42V66ZM66 65L67 67H69V68H65L66 66H63V65ZM114 64V63H113ZM153 66H152V65ZM194 65V67H193V65ZM209 64H211V65H209ZM10 65H12L11 67H9ZM14 65V66H13ZM28 65V66H27ZM39 67H38V66ZM57 65V66H56ZM70 65H72V66H70ZM93 65H95V64H93ZM104 65V66H103ZM115 65V64H114ZM121 65H122V67H123V65L125 66V71H124V67L122 68L121 67ZM168 67V70H167V67ZM170 65V66H169ZM200 65V66H199ZM202 65H205V66H203L204 68L205 67H207L208 69H205V70H201V66ZM229 65H232L231 67H232V69H230L229 68ZM237 65H238V67H237ZM250 65L252 66V67H250ZM262 65V66H263ZM24 66H26L24 69H22L21 70V67L23 68ZM35 66V67H34ZM36 66H37V68H36ZM118 66H120V67H118ZM128 66V67H127ZM209 66H213L214 67V69H212V67H210V70H209ZM150 67H154L153 69H154V73L155 74H153V72H150L151 74H149V71H151L152 70V68H150ZM170 67V68H169ZM225 68V69H223L224 71H222V69L221 68ZM236 68V70H235V68ZM249 67V68H248ZM259 67V66H258ZM11 68V69H10ZM14 68V69H13ZM26 68H28V69H26ZM36 68V69H35ZM39 68V69H38ZM40 68H42V69H40ZM61 69V71H59L60 69ZM63 68L64 69H66V71L64 72V70H63ZM99 68V69H100ZM105 68H106V66H105ZM116 68V70H118ZM150 68V69H149ZM166 68V69H165ZM190 68V67H189ZM191 68H190V70H191ZM218 68H220L221 69V71H222V73H221V71H220V69H218ZM230 69V71H228L229 69ZM240 68V69H239ZM253 69V71H252V69ZM15 69H17V70H15ZM21 70V72H20V70ZM34 69V70H33ZM47 69V70H46ZM100 69V70H101ZM147 69H149V71H147ZM228 69V70H227ZM258 69H260V68H258ZM24 70V71H23ZM27 70V71H26ZM36 71V72H28V71ZM38 70H40V71H38ZM49 70V71H48ZM106 70V69H105ZM155 70H158V71H155ZM192 71V72H195V71ZM212 70H215V71H217V70H219L218 71V74H217V72H215L214 73V71H212ZM244 70V71H243ZM248 70H249V72H248ZM250 70L252 71V72H250ZM262 70H264V67H263V69ZM44 71V72H43ZM45 71H47L46 73H45ZM53 71L54 72H56L55 73V75H54V73H53ZM110 71V70H109ZM120 71V70H119ZM147 73V74H145V72ZM153 71V70H152ZM205 71V72H204ZM209 71V72H208ZM211 71V72H210ZM226 71V72H225ZM227 71L228 72H230L229 74H227ZM234 71V72H233ZM235 71H237L238 73H236ZM6 72V73H5ZM28 72V73H27ZM102 71H100V73H101ZM187 72H189V73H187ZM213 72V73H212ZM224 72H225V74L227 75V77H228V75H231V78H230V76L228 77V78H226V76H225V74H224ZM258 72H260L259 70H258ZM17 73V74H16ZM20 73V74H19ZM32 73V74H31ZM205 73H207L206 75H205ZM236 73V76L237 77H235V76H232V75H234ZM247 73V74H246ZM261 73V72H260ZM2 74V73H1ZM25 75V77L23 76V78L21 77V76H19V75ZM33 74H34V76H33ZM37 74V75H36ZM45 74V75H44ZM48 74V75H47ZM53 74V75H52ZM144 74V75H143ZM153 74V75H152ZM189 74V75H188ZM211 74H213V76H212V78H211ZM239 74V75H238ZM5 75H7V76H5ZM18 75V76H17ZM42 75V76H41ZM105 75V74H104ZM103 75V76H104ZM114 77L113 79H112V76ZM151 75V76H150ZM183 75V76H182ZM223 77H222V76ZM252 75V76H251ZM11 76V79L9 78ZM47 76V77H46ZM51 76V77H50ZM65 76V75H64ZM131 76V77H130ZM183 78H182V77ZM186 76V77H185ZM220 78V77H222L223 78V80H217L218 78ZM250 76H251V78H250ZM8 77V79H6V78ZM43 77V78H42ZM109 77V76H108ZM128 77V78H127ZM216 77V79H215V81H214V79L213 78H215ZM233 77V78H232ZM15 80H13V79ZM18 78H20V81H19V79ZM58 79V80H56V79ZM185 78V79H184ZM226 79V82H225V79ZM239 78H240V80H242L241 82L239 81ZM6 79V80H5ZM10 79V80H9ZM33 79V80H32ZM46 79V80H45ZM48 79H50V81L48 80ZM52 79V80H51ZM56 80V82L55 81H53V80ZM149 79V80H148ZM157 79V80H156ZM197 79V80H198ZM236 79H238L237 80V82H236ZM3 80V81H2ZM16 80H18V81H16ZM22 80V81H21ZM80 79H78V81H79ZM124 80H126V81H124ZM129 81V83H130V85H128L127 86V83H128V81ZM131 80H132V82H133V84L131 83ZM134 80V81H133ZM163 80V81H162ZM183 80V81H182ZM186 80V81H185ZM207 80H211V85H210V83L207 81ZM216 80H217V82L218 83H216ZM7 81V82H6ZM10 81V82H9ZM13 81V82H12ZM144 81V82H143ZM147 81V82H146ZM159 81H162V82H160L159 83ZM178 81V82H177ZM186 83H185V82ZM187 81H189L190 83H188ZM224 82L223 84L221 83V82ZM228 81V82H227ZM40 82H42L43 84H44V86H43V84H42V86H41V83ZM44 82H46V84L44 83ZM52 82H53V84H56L55 86H53L52 87ZM124 82H126V83H124ZM180 82L182 83V84H180ZM213 82H214V84L216 83V85L215 86H218V88L217 87H215L214 85H212L213 84ZM231 82L233 83V80H231ZM7 85H6V84ZM27 83V84H26ZM47 83L49 84L48 86H47ZM123 83V84H122ZM164 83V84H163ZM173 83H175L174 85H173ZM184 83V84H183ZM12 86H10V85ZM166 84H168V86L166 85ZM178 84V85H177ZM186 84H188L189 86H190V88H189V86H187ZM192 84V83H191ZM218 84V85H217ZM236 84V85H237ZM258 84H260V82L258 81ZM23 85V86H22ZM33 85V86H32ZM40 85V86H39ZM120 85H121V89H119V87H120ZM132 85V86H131ZM165 85H166V87H165ZM186 85V86H185ZM19 86V87H18ZM24 86H26V87H24ZM31 86V87H30ZM122 86H124V87H122ZM127 86V87H126ZM227 86H229V87H227ZM33 87V88H32ZM46 87V88H45ZM48 87V88H47ZM50 87H52V89L50 88ZM56 88V90H55V88ZM126 87V88H125ZM225 89H224V88ZM235 87V86H234ZM26 88V89H25ZM27 88L29 89V90H27ZM44 88H45V90L46 91H44ZM118 88V89H117ZM152 88V89H151ZM182 88V89H181ZM3 89V90H2ZM22 89V90H21ZM32 89H33V91H32ZM114 89V90H113ZM126 91H125V90ZM130 89H131V91H133L132 93H130L131 95H129L128 93V91H130ZM146 89V90H145ZM152 90V92H151V90ZM170 89V90H169ZM227 89V90H226ZM53 92H56V93H53ZM116 90V92H114V94H112V91H115ZM119 90H121L120 92H122L123 90V93H120V96H117L119 93H118V91ZM128 90V91H127ZM194 92H193V91ZM217 90V91H216ZM5 91V92H4ZM32 91V92H31ZM44 93H43V92ZM101 91H103L102 89H101ZM143 91H145V92H143ZM163 91H165V92H163ZM226 91V92H225ZM262 91V90H261ZM127 92V93H126ZM183 92V93H182ZM220 92V93H219ZM232 92V91H231ZM7 93V94H6ZM19 93V94H18ZM33 93V94H32ZM103 93H104V91H103ZM137 93V94H136ZM169 93V94H168ZM184 94V95H182L181 96V94ZM190 93V94H189ZM10 94V95H9ZM39 94H41V95H39ZM45 94V95H44ZM52 94V95H51ZM165 94H166V96H165ZM44 95V96H43ZM47 95V96H46ZM63 97H61V96ZM128 95L131 97H129L128 98ZM178 95V96H177ZM181 96V98H180V96ZM31 96V97H30ZM56 96H60L62 99H60L59 100V98L58 97H55ZM69 96V97H68ZM151 96V95H150ZM190 96H192V97H190ZM2 97H4V98H2ZM5 97L7 98V99H5ZM53 97V98H55V99H51V98ZM71 97V98H70ZM119 97V98H118ZM123 97H125V98H123ZM143 97V98H142ZM146 97V98H145ZM168 97V98H167ZM183 97H185L184 99H183ZM40 98V99H39ZM65 98V101H63V99ZM104 98V99H103ZM128 98V99H127ZM145 98V99H144ZM174 98H176V99H174ZM178 98H180V100L178 99ZM228 98H230L231 100H233V98H231V97H228ZM3 99H5V100H3ZM22 99V100H21ZM34 99V100H33ZM39 99V100H38ZM51 99V100H50ZM67 99V100H66ZM69 99H70V101H69ZM98 99V100H97ZM125 99V100H124ZM168 99V100H167ZM260 99V100H259ZM258 99V102H260L261 101V98H259ZM45 100V101H44ZM129 100V101H128ZM143 100L146 102L147 100V103H145V102H143ZM154 100V101H153ZM179 100V102H177ZM183 100H184V102H183ZM5 103H4V102ZM53 101V102H52ZM57 101V102H56ZM60 101V102H59ZM63 103H62V102ZM68 101H69V103L70 102H72L71 103V105H69L68 104ZM94 101V102H93ZM98 101H99V103H98ZM121 101V106H119L120 105V102ZM127 101V102H126ZM137 101V102H136ZM142 101V103L144 104H142V105H140L141 103H139V102H141ZM151 101H152V103H151ZM50 102H52V104L50 103ZM59 102V103H58ZM91 102H93V103H91ZM96 102H97V104H96ZM110 102V103H109ZM122 102H124L123 103V106H122ZM126 102V103H125ZM154 102V103H153ZM202 102L204 103V102H206V103H204V104H207V105H211V104H213V102H210V101H208V100H206L205 98H202ZM66 103V104H65ZM76 103H77V105H76ZM82 103L84 104V105H82ZM137 103V104H136ZM139 103V104H138ZM150 105H152V107L151 106H149V104ZM209 103V104H208ZM35 104V105H34ZM63 106H62V105ZM68 104V105H67ZM90 104H91V106H90ZM96 104V105H95ZM147 104H148V106H147ZM38 105V106H37ZM54 105V106H53ZM65 105V106H64ZM73 105V106H72ZM86 105L88 106L89 105V107L87 108L86 107ZM94 105V106H93ZM130 105V106H129ZM137 105V109L135 108V106ZM57 108H56V107ZM141 106V107H140ZM144 106V107H143ZM147 106V107H146ZM67 108V109H65V108ZM75 107V108H74ZM102 107V108H101ZM140 107V108H139ZM143 107V108H142ZM17 108V109H16ZM63 108V109H62ZM74 108V109H73ZM97 110H96V109ZM145 108V109H144ZM59 109V110H58ZM72 110V112H71V110ZM139 109V110H138ZM150 109V110H149ZM203 109V111H205V108L203 107L202 108ZM209 110L208 111H205V112H208V113H213V111H215L214 113H215V116L218 118H221V116H220V114L219 113H217L218 111L215 109V107L213 106V105H211L209 108H208ZM61 110V111H60ZM127 110H129V109H127ZM62 111H64V113H62ZM132 110H131V112H133ZM258 111H259V109H258ZM71 112V113H70ZM63 114V115H62ZM68 115L67 116V119L65 118L66 117V115ZM77 114V113H76ZM73 115H75V116H73ZM138 115V114H137ZM6 116V117H5ZM57 116V117H56ZM65 116V117H64ZM258 116H260V118L262 119V120H260L259 119V117H258V122L260 121V122H264L263 121V118L261 117V111H259V114H258ZM5 117V118H4ZM8 117V118H7ZM34 117V118H33ZM35 117H37V118H35ZM61 117H63L62 119H61ZM68 117H69V121L71 122V124H70V122H68V124H67V120H68ZM71 117H75L74 119L73 118H71ZM6 120V121H4V119ZM178 118V119H177ZM177 118H174L173 120H169V122H171V125H173L174 127L173 128H171V130H172V135H176L177 136V138H178V135H177V133H179L181 130L183 131V132H181L182 133V135H180L179 134V137L180 136H183V134H184V131L185 132H187V130H189L188 132H190L191 131V128L190 127H192L193 126V124H192V122H189V121H185V119H184V117L182 118V116H180V117H177ZM180 118V119H179ZM1 119H3V121H1ZM35 119V120H34ZM50 119V120H49ZM65 119V120H64ZM70 119H73L72 121L70 120ZM57 120V122H55V121ZM60 120H61V122H60ZM146 120V119H145ZM37 121V122H36ZM65 121V123L68 125V127H67V125H65V123H63V122ZM172 121H173V123H172ZM174 121H176V122H174ZM4 122H6V123H4ZM39 122V123H38ZM146 122V121H145ZM259 122V125L261 124ZM48 123V124H47ZM57 123V124H56ZM61 123V124H60ZM191 123V124H190ZM46 124V125H45ZM61 125V127H60V125ZM62 124L63 125H65V126H62ZM76 123H74L73 125H75ZM176 124H179L178 126L176 125ZM264 124V123H263ZM54 125L56 126V127H54ZM58 125H59V129H58ZM175 125L177 126V128L175 127ZM192 125V126H191ZM5 126V127H4ZM76 126V125H75ZM10 127V128H9ZM37 127H38V129L39 128H41V130H38L37 129ZM47 127V128H46ZM53 127H54V129H53ZM179 127V128H178ZM184 127H185V129H184ZM36 128V129H35ZM45 128V129H44ZM63 128H64V131L62 132V130H63ZM68 128V129H67ZM180 128H181V130H180ZM32 129V130H31ZM46 129H48L47 130V132H46ZM61 129V130H60ZM69 129H72V130H69ZM173 129H174V131H176L175 132V134L173 133ZM176 129V130H175ZM178 129L180 130L179 132H177L178 131ZM5 130H7V132L5 131ZM13 130V131H12ZM16 130H17V132H16ZM44 130V131H43ZM49 130H50V132H49ZM52 130H56V131H54V133H52ZM61 131V133H60V131ZM66 130H68L67 132H65ZM32 131V132H31ZM36 131H38L36 134H41L42 132H43V135L42 136H40L39 135V137H38V135H36V134H34ZM39 131H41V133L39 132ZM59 132V135H58V132ZM13 132H16V133H13ZM34 132V133H33ZM46 132V133H45ZM65 132V133H64ZM71 132V133H72ZM156 133L158 132V131H155ZM8 133H9V135H8ZM20 133V134H19ZM29 133V134H28ZM32 133V134H31ZM51 133H52V135H51ZM70 133V134H71ZM159 134H158V136L157 135H155V133H152V136L149 138V140L150 139H154V140H156V141H158V139H162V140H164L163 142H162V140H161V142H160V144H163V143H166L167 142V139H168V142L169 141H171V139L173 140L174 138L176 139V136H172V135H170V134H167V136H166V134H165V137H164V135L162 136V133H160V132H158ZM11 134V135H10ZM16 136H15V135ZM27 134V135H26ZM56 136H55V135ZM74 134V133H73ZM24 135H26V136H24ZM72 135V134H71ZM185 135V134H184ZM4 136V137H3ZM24 136V137H23ZM27 136H28V138L30 139H28L27 138ZM30 136H32L33 137V139H32V137H30ZM35 136H37V137H35ZM63 136V137H64ZM154 136V137H153ZM157 136V137H156ZM162 136V137H161ZM170 136V137H169ZM8 137V138H7ZM11 137V138H10ZM16 139H15V138ZM23 137V138H22ZM166 137H167V139H166ZM173 137V138H172ZM25 138V139H24ZM34 138H35V140L37 141L36 142V144H38V145H40L39 147H41V151H40V149H39V147H38V145L36 146L35 145V140H34ZM37 138V139H36ZM171 138V139H170ZM13 139V141H11ZM19 139V140H18ZM28 139V140H27ZM33 140V143L31 142L32 140ZM11 141V142H9V141ZM21 140V141H20ZM25 140H27V141H25ZM20 141V142H19ZM25 141V142H24ZM30 141V142H29ZM150 141H152V140H150ZM27 142V144H24V143H26ZM158 142V143H159ZM34 144V145H32V144ZM229 143V142H228ZM226 144V146L228 147V149L230 150V154H227V155H229V158H233V156L234 157H236L237 156V158H240L239 156V154L238 153H236L237 151H234V150H239V149H241V147H242V149H243V147L244 146H240V145H235V144H233V143H230V144ZM29 144V145H28ZM167 144V143H166ZM21 145H23V146H21ZM26 145V146H25ZM170 145H173V144H171L170 143ZM230 145V146H229ZM174 146V145H173ZM26 147V148H25ZM38 147V148H37ZM47 147V148H46ZM235 147V148H234ZM27 148H28V150H30V151H28L27 150ZM34 148H36V149H34ZM49 148H51V149H49ZM32 149H34L33 151H35V153L34 152H31L32 151ZM54 149V150H53ZM244 149H247L246 147H244ZM23 150V151H22ZM27 150V152L25 153V151ZM57 151V152H56ZM59 151H61V152H59ZM38 152H39V154H38ZM56 152V153H55ZM2 153V154H1ZM25 153V154H24ZM29 153H31V154H29ZM43 153V154H42ZM58 153V154H57ZM248 155H250V152H246ZM23 154V155H22ZM45 154V155H44ZM232 154V155H231ZM29 155V156H28ZM38 155H39V158H38ZM239 155V156H238ZM40 156H43V157H40ZM44 156H46L45 158H44ZM31 157V158H30ZM33 157V158H32ZM27 158V159H26ZM42 158V159H41ZM44 158V159H43ZM21 159L23 160V161H21ZM41 159V160H40ZM39 160H40V162H39ZM18 161V162H17ZM25 161V162H24ZM32 161V163H35L36 162V166L34 165V164H32V163H30ZM5 162V163H4ZM10 162V163H9ZM22 162V163H21ZM26 164H24V163ZM27 162V163H26ZM32 166V168L31 169H27L29 166ZM17 167H19V168H17ZM20 167H21V169H20ZM228 167H229V165H228ZM231 167V166H230ZM229 167V168H230ZM30 168V167H29ZM231 169V168H230ZM17 170V171H16ZM28 170V171H27ZM15 172H17V173H15ZM21 172V173H20ZM24 172V173H25ZM13 173V174H12ZM3 176V177H4ZM260 177H262V176H260ZM259 177V178H260ZM1 178V177H0ZM2 179V178H1ZM3 179H6V178H3ZM261 179V178H260ZM259 179V183H260V185L262 186V188L261 189H263V191L261 190V192H259V193H256V194H258V197H259V200L263 197V199H261L260 201H262V200H264V181L263 182H261L262 180H264V177L260 180ZM27 187L28 186H26L25 188H21V190L19 189V191L17 190V192H19V193H17L16 192V194L15 195H19L20 194V196H21V198H20V196H15V197H17L18 198V201L19 202H16L17 200V198L15 199V202H14V205L12 204L13 202H11V204H9V203H7V205H2L4 202H6L5 200L1 203L0 202V207H1V209L3 208V210L1 211V212H5V211H7V210H18V208L20 207H24L25 206V209H27V211H29L28 209H30V208H32V210L30 211V212H32L33 214H34V217H33V219H36L35 221H33V222H31V220H33V219H31L32 217L31 216H29V217H31L30 219H29V221L27 220H23V222H25V223H23V225H22V221H21V223H18V226H20V227H22V228H24L25 230H28V231H36V234L38 233V232H40L39 233V236H38V234L36 235V236H38V237H36L35 236V234L34 233H32V235L31 236H27L28 237V239H32L31 240V242H30V240H29V242H30V245H34L33 244V242H34V240L36 241L37 240V238H38V241H36L37 243L39 242V241H41V239H42V237H46L45 239H42V243H45L44 241H48V242H50V240H51V236H52V234L50 233V232H48L49 231V229L51 228H53L52 227V224H51V226H50V224L48 223V221H46V220H44L42 223H41V221H40V219L38 218H36L37 216H38V214H39V211L41 212V209H39V210H37L36 208L37 207H40V205H38L37 204V206H36V208L34 207H31V206H35L36 205V203H34V202H32L31 203V201L30 202H28L27 200H28V198H29V195L30 194H28V193H26L27 191ZM29 188V187H28ZM37 189V188H36ZM48 189V188H47ZM46 189V190H47ZM244 189V187L242 188V190ZM26 192H25V191ZM34 191H35V188L33 189ZM51 190V189H50ZM68 190V191H67ZM67 190H63L64 191V193H63V191H62V194H61V197H63V199H65L66 201H67V203H69V200H70V202H71V204H68L70 207H72L71 208V210L69 211V222H71V224H69V227H67V231L69 230V228L71 229V230H69V232H67L68 234H67V236H63V238H75L78 234L77 233H80L81 232V230H80V228H82V226H83V220L82 219H84L83 217V215H85V214H82V217H81V215H80V213L79 212H77V210H75V208L74 207H77V203L79 202L78 200H80V203H78V205H80L81 203V206H83L84 205V203L83 202H81L82 201V199H88V195L87 194H85V192L84 191H81V189H76V190H74L75 192H73V189L71 190V189H67ZM247 190V189H246ZM33 191V192H34ZM36 191H38V189L36 190ZM35 191V193H37ZM41 191V190H40ZM57 191V190H56ZM77 191V192H76ZM248 191V190H247ZM259 191H260V189H259ZM21 192V193H20ZM69 193V194H68ZM79 193V194H78ZM81 193V194H80ZM87 193V192H86ZM14 194L12 195V198H13V196H14ZM22 194V195H21ZM64 194H66L65 196H64ZM70 195H71V197H70ZM10 196V195H9ZM68 196V197H67ZM73 196H74V199L76 200H74L73 199ZM87 196V197H86ZM11 197V196H10ZM23 197V198H22ZM77 197H79V198H77ZM67 198H69V199H67ZM85 199L83 200V201H85ZM26 200V201H25ZM73 200V201H72ZM25 201V202H24ZM27 202V203H26ZM74 202H77V203H75L74 204ZM34 203V204H33ZM9 204V205H8ZM33 204V205H32ZM72 204H74V206L72 205ZM27 205V206H26ZM11 206V207H10ZM18 206V207H17ZM5 207V208H4ZM247 209L246 210H243L244 211V218H246V219H249V217H252V218H256V219H258V220H260V221H258V227L260 228V230H259V233L261 234V232H262V237L264 238V212H262V210H260V209H262V208H258V210H259V212H258V210L256 211L255 210V212H254V209H251L252 210V212H251V210H249V208L248 207H246ZM237 208H232V210L234 211L233 213L240 219L241 217H240V215L241 214H243V211H239V213H238V210H237V212L235 211ZM73 210V211H72ZM75 210V211H74ZM249 211V212H248ZM78 214H77V213ZM248 212V213H247ZM257 212V213H256ZM261 212L263 213V214H261ZM74 213V214H73ZM246 213L249 215H251V216H248V215H246ZM253 213H254V216H252L253 215ZM260 215H259V214ZM77 214V215H76ZM256 214V215H255ZM71 215V216H70ZM77 217H76V216ZM245 215L246 216H248V217H245ZM242 216V215H241ZM258 216V217H257ZM29 217H27L26 216V219H28ZM71 217V218H70ZM72 217H74V218H76V219H72ZM82 218V219H81ZM76 220H78L77 222H76ZM80 220V221H79ZM68 221H67V223H68ZM27 222V223H26ZM39 224H37V223ZM76 222V223H75ZM45 223H47V224H45ZM33 226H32V225ZM36 224V225H35ZM41 224V225H40ZM42 224H43V232L42 233H44L45 234V232H47L46 234H51L50 236H46V235H44V236H40V234H42L41 233V231L42 230H39L38 231V229H39V227H41V229H42ZM74 224V225H73ZM48 226V228L46 229V227ZM82 225V226H81ZM27 226H30V227H27ZM45 226V227H44ZM68 226V225H67ZM77 226V227H76ZM27 227V228H26ZM72 227V228H71ZM76 227V228H75ZM80 227V228H79ZM246 227V226H245ZM30 228V229H29ZM75 228V229H74ZM78 228V229H77ZM37 229V230H36ZM262 229H263V231H262ZM46 230V231H45ZM79 230V231H78ZM1 231H3V230H0V232ZM38 231V232H37ZM45 231V232H44ZM51 231V230H50ZM64 232L66 231L65 229L63 230ZM63 231H60V233L62 232V233H64ZM261 231V232H260ZM72 232V234H70ZM74 232H75V234H76V236L74 237ZM5 233H7L6 231H4L3 232V234H1L0 233V236H1V241H2V243H1V241H0V252L2 251L3 252V255H1V253H0V261L2 262V263H0V264H16L15 263V258L17 257L16 256V254H15V251L14 252H12V249H11V247L13 248V246H11V245H13V243L11 244V242H10V239H7V235L8 234H6L5 235ZM66 233V232H65ZM34 234V235H33ZM3 235H4V237H3ZM32 236H34V237H32ZM9 237H11V236H8V238ZM36 237V238H35ZM41 237V238H40ZM50 237V238H49ZM4 238H6L5 240H6V242H5V240H4ZM34 238V239H33ZM125 238H127V237H125ZM40 239V240H39ZM48 239V240H47ZM13 240V239H12ZM8 241H9V244H11V245H8L10 248L8 249V246H7V244H8ZM15 241V240H14ZM260 241V240H259ZM262 241V240H261ZM261 241L259 242V246L261 247V245H262V243L264 242V240H263V242L261 243ZM3 242H5V243H3ZM13 242V241H12ZM40 242V243H41ZM35 243V242H34ZM41 243V244H42ZM2 244V245H1ZM4 244V245H3ZM41 244H35L36 246H38V247H40L41 248V246H43V244L41 245ZM264 244V243H263ZM3 246H4V248H3ZM259 247V250L260 251H262V247H264V245H262V247L260 248ZM37 248V247H36ZM39 248V249H40ZM147 248V247H146ZM223 248V247H222ZM38 249V248H37ZM38 249V252L40 251ZM7 250V251H6ZM147 252H146V251ZM145 250H143V252H141L142 250H140V254H141V256H140V258L142 257V258H144L146 255V259H149L150 258V256L149 255H155V256H159V255H162V254H151V250L152 249H150L149 251H148V249H145ZM248 250H251V249H248ZM5 251V252H4ZM146 253H145V252ZM153 251V250H152ZM260 251H259V253H260ZM36 252V251H35ZM41 252V251H40ZM149 252H150V254H149ZM262 252H264V251H262ZM143 253V254H142ZM153 253V252H152ZM8 256H6V255ZM11 254H14V255H11ZM26 253H24V255H25ZM33 254H35L34 252H33ZM33 254H31V255H33ZM144 254H146V255H144ZM149 254V255H148ZM10 255H11V257H10ZM29 255H30V253H29ZM29 255H27L26 254V256H27V259L26 258H24L25 260H23V261H25L24 262V264H29V263H33V264H37L38 262H39V259L37 260V259H35V258H37V257H35L36 255L38 256H40V253L39 254H36V255H34L33 256V258H31ZM28 256H29V259H28ZM149 256V257H148ZM152 256H151V258H152ZM153 257L154 258V260H155V263L154 264H156V263H160V260L162 261H164V263H163V261H162V263L163 264H168V262H167V259H164L163 257H167V256H163L162 255V257H158V258H160V259H157V257ZM259 256H264V253H262V255H261V253H260V255ZM2 257V258H1ZM42 257H45V256H42ZM46 259H48L49 261H51L49 258H47V257H45ZM153 258H152V260H153ZM30 259H32V260H30ZM41 259V258H40ZM43 259V258H42ZM46 259H44L43 261L45 262L46 261ZM158 261H157V260ZM6 260H7V263H6ZM18 260V259H17ZM16 260V261H17ZM29 260V261H28ZM34 260H36V261H34ZM12 261H13V263H12ZM19 261H21V263L23 262L22 260H20L19 259ZM29 263H28V262ZM30 261H32V262H30ZM38 261V262H37ZM27 262V263H26ZM151 262V261H150ZM162 263H160V264H162ZM44 264V263H43ZM147 264H149V263H147ZM151 264V263H150Z\"/></svg>",
    "mask_w": 264,
    "mask_h": 264
},
{
    "label": "clouds",
    "instance_id": "clouds-1",
    "mask_svg": "<svg viewBox=\"0 0 264 264\" xmlns=\"http://www.w3.org/2000/svg\"><path fill=\"white\" fill-rule=\"evenodd\" d=\"M22 26V25H21Z\"/></svg>",
    "mask_w": 264,
    "mask_h": 264
}]
</instances>
